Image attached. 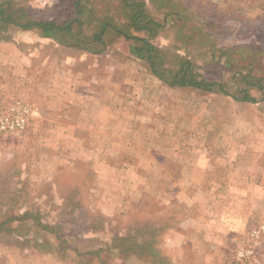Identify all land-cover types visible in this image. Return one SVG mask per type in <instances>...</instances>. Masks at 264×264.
<instances>
[{
	"label": "rangeland",
	"instance_id": "rangeland-1",
	"mask_svg": "<svg viewBox=\"0 0 264 264\" xmlns=\"http://www.w3.org/2000/svg\"><path fill=\"white\" fill-rule=\"evenodd\" d=\"M65 18L73 0H0ZM9 2V3H8ZM167 66L233 93L264 76V0H145ZM118 22V0H94ZM102 52L0 23V264H264V88L173 87L133 43Z\"/></svg>",
	"mask_w": 264,
	"mask_h": 264
},
{
	"label": "trees",
	"instance_id": "trees-1",
	"mask_svg": "<svg viewBox=\"0 0 264 264\" xmlns=\"http://www.w3.org/2000/svg\"><path fill=\"white\" fill-rule=\"evenodd\" d=\"M9 3V2H8ZM0 2V23L14 25L20 29H36L46 36H54L61 42L85 48L93 53L102 52L106 46V34L120 36L133 43V52L146 60L152 74L173 87H189L202 90L218 88L222 93L238 101H255L250 89L264 88V76L249 81L243 74L245 88L236 92L225 90L218 81H210L191 70L188 59H181L176 68L166 65L160 49L151 38L161 29V22L154 19L146 8L145 0H118L122 22H118L108 12L99 13L94 0H73L72 14L65 18L34 19L23 22L12 17V9Z\"/></svg>",
	"mask_w": 264,
	"mask_h": 264
},
{
	"label": "built area",
	"instance_id": "built-area-1",
	"mask_svg": "<svg viewBox=\"0 0 264 264\" xmlns=\"http://www.w3.org/2000/svg\"><path fill=\"white\" fill-rule=\"evenodd\" d=\"M29 115L27 105L15 102L6 111L0 112V131L19 134L25 129Z\"/></svg>",
	"mask_w": 264,
	"mask_h": 264
}]
</instances>
